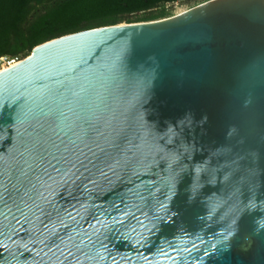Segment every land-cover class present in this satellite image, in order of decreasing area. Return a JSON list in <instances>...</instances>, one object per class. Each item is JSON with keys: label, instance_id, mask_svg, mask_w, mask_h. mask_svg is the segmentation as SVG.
<instances>
[{"label": "water", "instance_id": "obj_1", "mask_svg": "<svg viewBox=\"0 0 264 264\" xmlns=\"http://www.w3.org/2000/svg\"><path fill=\"white\" fill-rule=\"evenodd\" d=\"M0 264H264V0L0 71Z\"/></svg>", "mask_w": 264, "mask_h": 264}, {"label": "trees", "instance_id": "obj_2", "mask_svg": "<svg viewBox=\"0 0 264 264\" xmlns=\"http://www.w3.org/2000/svg\"><path fill=\"white\" fill-rule=\"evenodd\" d=\"M207 0H0V57H27L49 40L103 26L152 22L173 14L171 5Z\"/></svg>", "mask_w": 264, "mask_h": 264}, {"label": "built area", "instance_id": "obj_3", "mask_svg": "<svg viewBox=\"0 0 264 264\" xmlns=\"http://www.w3.org/2000/svg\"><path fill=\"white\" fill-rule=\"evenodd\" d=\"M19 61L17 58H6V57H0V71H2L4 68H8L14 64H16Z\"/></svg>", "mask_w": 264, "mask_h": 264}, {"label": "rangeland", "instance_id": "obj_4", "mask_svg": "<svg viewBox=\"0 0 264 264\" xmlns=\"http://www.w3.org/2000/svg\"><path fill=\"white\" fill-rule=\"evenodd\" d=\"M169 7H171V9L173 10V14H176V13H179V12H182V11L188 9L189 6H188V4L187 5L186 4L180 5L178 3H175Z\"/></svg>", "mask_w": 264, "mask_h": 264}, {"label": "bare ground", "instance_id": "obj_5", "mask_svg": "<svg viewBox=\"0 0 264 264\" xmlns=\"http://www.w3.org/2000/svg\"><path fill=\"white\" fill-rule=\"evenodd\" d=\"M4 69H5V68H4ZM4 69H3V70H4Z\"/></svg>", "mask_w": 264, "mask_h": 264}]
</instances>
